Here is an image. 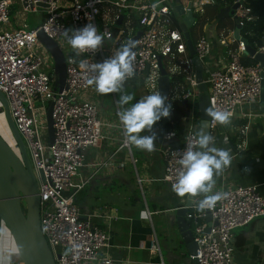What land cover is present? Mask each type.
<instances>
[{"label":"built area","instance_id":"obj_1","mask_svg":"<svg viewBox=\"0 0 264 264\" xmlns=\"http://www.w3.org/2000/svg\"><path fill=\"white\" fill-rule=\"evenodd\" d=\"M18 1L25 13L41 12L42 21L36 27L24 22L20 28H6L10 24L12 0H0V90L9 102L11 115L24 140L36 177L40 178L42 232L53 256H56V264H115L113 258L104 252L109 246L108 232L93 222L94 213L84 217L75 201L77 192L89 182L80 173L87 165L88 151L99 146L105 138L104 128L113 126L99 117L94 91L87 84V79L95 75L90 65L111 57L113 49L141 32L133 49L137 54L133 78L143 77L151 94L159 92L162 61L171 80L168 102L190 100L196 106L195 114L191 112L183 117L184 131L181 135L176 130H168L162 135L165 142L161 148L163 180L172 188L181 170L179 160L182 153L190 142H195L200 129L196 65L180 28L181 15L176 7L182 5L185 12L192 11L194 14L192 26L197 24V29L196 38H192L196 56L204 64V81L209 88L211 105L230 112L231 117L239 108L261 101L263 67L260 62L243 63L242 58L250 55L246 54L245 42L235 37L237 20L242 29L246 23H255L259 16L254 14L246 0L227 3L226 6L231 8L240 2L234 14L225 17L235 23V27L227 26L220 31L222 38L217 41L224 50L221 49L219 57L213 59V37L208 39L199 32L197 15H204L208 8L215 6L216 0ZM154 4L157 7L153 8ZM207 20L213 19L207 17ZM90 23L97 27L98 34H106L105 42L112 45V50L106 49L104 42L95 54L89 52L77 56L70 52L65 55L67 77L60 91L56 63L41 42L39 32L43 31L60 45V40L66 39L64 30L79 29ZM219 27L216 23L218 30ZM109 36L111 39L107 38ZM230 36L233 37L231 42ZM234 43H237L235 47ZM258 50L264 51V46ZM46 52L53 61L51 66L47 65L49 59ZM180 76L183 81L173 83L172 79ZM47 102L53 105V142L49 139ZM248 129L249 125L240 128L243 140ZM209 134L216 143L219 124H213L211 118ZM172 141L178 143L174 145L170 143ZM123 143L124 139L121 148ZM17 147L19 150L18 144ZM215 192L229 195L217 202L213 209L203 212L197 211L202 195L189 206L186 216L195 225L193 229L189 224L197 251L196 254H189L188 263L182 264H236L234 230L264 216V195L260 193L258 184L215 188ZM209 214L212 220L208 231ZM153 247H159L155 240Z\"/></svg>","mask_w":264,"mask_h":264},{"label":"crops","instance_id":"obj_2","mask_svg":"<svg viewBox=\"0 0 264 264\" xmlns=\"http://www.w3.org/2000/svg\"><path fill=\"white\" fill-rule=\"evenodd\" d=\"M34 21L36 22L30 26H38L42 19ZM24 22V18L19 17L15 28H20ZM232 40L233 37L230 36L229 42ZM235 45L237 43L233 44ZM221 49L224 50V47L221 48L213 38V59L219 57ZM191 106L193 105L187 101L174 102L170 117L178 119L191 113ZM193 107L196 111V106ZM99 117L113 126H106L105 138L99 146L88 151L87 165L80 173L89 182L77 192L75 201L84 217L94 213L93 222L108 232L109 246L104 252L113 258L115 264L188 263L189 252L176 216V208L185 203L186 196H168L170 185L163 180L164 160L161 148L165 142L161 131L164 119L156 122L153 127L157 134L155 151L148 152L134 146L130 149L121 148L124 135L119 119H109L104 115L100 116V113ZM245 125H249V129L244 133L243 140L239 132ZM149 134L147 131L141 133ZM230 141L243 147H238V151H235ZM214 146L230 150L233 159L231 166L225 168L221 175H214L216 184L213 189L258 184L260 193L264 195L263 102L245 105L231 117V124H219V137ZM131 165L136 169L137 179L132 170H129ZM145 190L150 191L148 196L152 195L150 201ZM10 235L9 229L2 223L0 264H24L20 260L15 241L12 243L8 240ZM153 240L159 246L158 249L153 247ZM233 241L236 264H264V216L236 228Z\"/></svg>","mask_w":264,"mask_h":264},{"label":"water","instance_id":"obj_3","mask_svg":"<svg viewBox=\"0 0 264 264\" xmlns=\"http://www.w3.org/2000/svg\"><path fill=\"white\" fill-rule=\"evenodd\" d=\"M239 4L240 2H237L231 8L227 7L226 11H224L222 15L227 17L234 14V11ZM176 10L178 14L182 16L183 22L180 23V28L184 32L189 53L193 57V61L196 65V79L198 82V109L200 117L199 132L203 129L206 133H209L210 117L205 114V109L212 106L210 92L207 83L204 81V64L198 56H196L194 40L190 31V28L194 23L195 16L192 11L185 12L182 5H178ZM120 23L121 19L118 24ZM236 27L235 37L245 42L246 54L254 57V59L260 62L263 67L261 102L264 103V51H259L258 47L252 46L246 38L241 36V26L239 25L238 20ZM140 35L141 32H138L132 40L136 41ZM39 37L55 60L58 72V82L60 84L59 89L62 91L67 77L65 54L59 43L48 37L43 31L39 32ZM160 68L162 75L158 81L159 92L167 98L165 101L167 105L169 103L168 99L171 91V80L163 66L162 61H160ZM145 72L147 73L148 69H146ZM0 102L4 108L9 129L20 150V153H16L12 146L0 134V218L11 232L19 252L20 260L24 264H56L53 253L41 229L40 195L37 177L33 170L32 162L24 140L11 115L9 102L1 90ZM52 107L53 105L51 104L47 112L50 142H53L54 140ZM163 119L168 121L170 117ZM41 174L44 179L42 171ZM199 197L200 196L189 198L186 196L185 203L176 208L177 224L180 232L182 233L183 241L187 246L189 254H196L197 243L194 241L193 232L189 226V219L186 215L189 210V206H191ZM22 198L25 201L26 212L22 206ZM207 220L209 221V231L210 221L212 220L210 214L208 215Z\"/></svg>","mask_w":264,"mask_h":264},{"label":"clouds","instance_id":"obj_4","mask_svg":"<svg viewBox=\"0 0 264 264\" xmlns=\"http://www.w3.org/2000/svg\"><path fill=\"white\" fill-rule=\"evenodd\" d=\"M157 5H153V8ZM67 43L77 56L91 52L95 54L103 46L106 34H98L94 24H87L79 29H66L63 32ZM111 39V37H107ZM136 41L129 39L117 48L113 55L102 62L90 65L95 75L87 79L89 86L94 85L95 91L101 95L119 93L117 101V116L123 127V147L155 151L157 134L153 127L161 120L171 115V104L166 105V97L160 92L146 95L130 107H125L134 100V94L124 92V84L135 76L134 62L136 60ZM71 62V61H70ZM84 62H82L83 65ZM205 114L211 118L213 124L227 126L231 124V113L219 110L213 104L205 109ZM147 131L149 135H141ZM215 138L203 129L198 133L195 142H190L179 160L181 170L176 181L172 184V191L177 196L189 198L203 196L197 205V211L213 209L217 202L227 198L226 192H215V176L223 173L224 169L231 166L232 156L230 150L214 146ZM247 171V169H246ZM74 250V249H71Z\"/></svg>","mask_w":264,"mask_h":264},{"label":"rangeland","instance_id":"obj_5","mask_svg":"<svg viewBox=\"0 0 264 264\" xmlns=\"http://www.w3.org/2000/svg\"><path fill=\"white\" fill-rule=\"evenodd\" d=\"M186 4H187V2H186ZM226 9H227V6L224 5V3H220L219 0L217 2V0H216L215 6L208 8L207 12L204 15L198 14L197 19L200 21L199 32L201 34H205L208 37V39H211V37L215 38L216 40H218V38H222V37H220L219 33H220V31H222L224 29V27H227L226 25L229 23V20H227L222 15L223 12L226 11ZM11 10L13 13L11 12L10 24H8L6 26V28H15L16 24H17V20L19 19V17H21V18L23 17L25 22L29 25L34 24V22H36V21H34L35 19H38V20L42 19L41 12H38V13H25V12H23L22 7L20 6L18 0H12ZM207 17H209V19H213V20H207ZM179 22L180 23L183 22L181 16H179ZM216 23L219 24V26H220L219 30L216 28ZM3 27H4V25H3ZM204 27H205V30H202V29H204ZM196 29H197V24H195L194 26H192L190 28V30L192 31L191 35L193 38H196ZM60 45H61L65 55H67L68 53L73 51L72 48L70 47V45L67 43L66 39L60 40ZM105 48L110 49V51H111L112 45L109 44V42H105ZM114 51L115 50L113 49L112 55H113ZM46 55H48V59H49V61L47 62V65L51 66L52 62H53L51 59V56L48 52H46ZM53 60H54V58H53ZM99 62H102V61L98 60V63ZM92 89L95 92L94 101L97 102V104H98V111L100 113V116L104 115L105 117H108L109 119H114L117 117L119 119V117L117 116V111L119 110L118 105H117V101L119 99L120 94L119 93H111V94H107V95H101L95 91L94 85H92ZM124 92L134 94V100L131 101L128 105H125V107H130L132 104L138 102L142 97L151 94L148 91L147 87L145 86L144 78L141 76L127 80L124 84ZM183 101L190 102V100H181L180 102H183ZM49 105H50V102H47V107H49ZM171 105H172V103H171ZM0 106H2L1 102H0ZM189 111H191L193 114H195V107L191 106L189 108ZM0 133L11 146H14L16 153H19L17 143L10 133V129H9V125L7 123V120H6L5 112L2 113V111L0 112ZM131 167H129V170H132L131 172H133L135 178L137 179L136 169H135V167L133 168V165H131ZM77 178L78 177H76L75 179H77ZM37 181H40V178L37 177ZM144 186H147V185L144 184ZM138 189L140 190V187H138ZM70 190H73V188H70ZM145 191H146V194L148 196L150 191H148V190H145ZM167 195L168 196L173 195L175 197L177 196V194H175L172 191L171 187L168 190ZM148 197H149L148 200L150 201L152 195H151V197L150 196H148ZM183 198H185V197H183ZM190 225L193 229L195 228V225L193 222H191ZM8 240L12 243L14 242V238H13L12 234L10 235V239H8ZM1 242L2 241H0V243ZM54 259H56V256L54 257ZM55 262H56V260H55Z\"/></svg>","mask_w":264,"mask_h":264},{"label":"trees","instance_id":"obj_6","mask_svg":"<svg viewBox=\"0 0 264 264\" xmlns=\"http://www.w3.org/2000/svg\"><path fill=\"white\" fill-rule=\"evenodd\" d=\"M220 3H224L226 5L227 3H232L234 0H219ZM218 2V0H217ZM246 4L249 5L254 14H257L259 16V19L255 23H246L242 29H241V34L243 35L244 38H246L249 42L254 47H261L263 45V35H264V0H246ZM226 26L229 27H235V23L229 22ZM236 46V45H235ZM233 46V47H235ZM72 54H75L74 51L71 52ZM242 61L244 64L250 65V64H255L258 61H256L254 58L250 56H244L242 58ZM173 83L175 82H182L183 78L180 76L177 79L173 78ZM171 104V103H170ZM3 106H0V112L4 113L3 111ZM186 114L185 116H187ZM197 116L199 114L197 113ZM184 117V116H183ZM183 117L175 119L170 117L168 121L163 120V126H162V135L168 131V130H176L178 135H181L182 132L184 131V122H183ZM11 133V131H10ZM12 135V133H11ZM13 137V135H12ZM242 137V135H241ZM231 147L235 150L238 151V146L234 141H230ZM174 145H176L178 142L177 141H172L170 142ZM2 219L0 218V225L2 224ZM190 223V222H189Z\"/></svg>","mask_w":264,"mask_h":264},{"label":"flooded vegetation","instance_id":"obj_7","mask_svg":"<svg viewBox=\"0 0 264 264\" xmlns=\"http://www.w3.org/2000/svg\"><path fill=\"white\" fill-rule=\"evenodd\" d=\"M1 134V133H0ZM14 148V146H12ZM22 206H23V209L24 211L26 212V205H25V201L24 199L22 198Z\"/></svg>","mask_w":264,"mask_h":264}]
</instances>
